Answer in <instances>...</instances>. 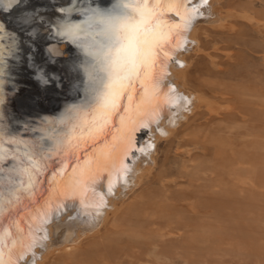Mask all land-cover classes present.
<instances>
[{
  "label": "bare ground",
  "instance_id": "bare-ground-1",
  "mask_svg": "<svg viewBox=\"0 0 264 264\" xmlns=\"http://www.w3.org/2000/svg\"><path fill=\"white\" fill-rule=\"evenodd\" d=\"M123 2L0 0V26H3L0 31V52L3 53L0 141L4 142L7 154L6 161L0 162V248L5 264H8V252L14 244L15 248H20L22 243L26 245L33 238L36 246L21 257L13 255L14 264H48L52 253L64 249L70 250L65 264H94L96 260L102 264H117L118 258L108 247L145 243L158 252L172 234L182 229L192 232L197 243L213 244L220 233L222 202L234 205H226V208L229 215L238 220L242 210L235 207L237 201L264 188V153L256 155L248 151L258 144L264 150V84L251 75L231 80L215 79L213 84L221 96L209 98L196 93L197 86L188 75L189 46L198 43L196 34L192 33L195 24L207 22L230 30L234 26L213 8L219 0H188L187 8L194 10L195 18L190 19L186 30L171 28V25L184 22L175 11H168L162 0L159 6L150 5L158 11L163 9V14L155 17L153 27L158 25L161 33H170L168 40L162 42L154 69L159 101L147 106L137 118V130L132 133L131 142L125 143L123 150L94 182L85 185L82 194L85 206H81L79 199H68L63 194L65 177L53 175L61 162L68 166L84 165L103 144L125 136L121 131V111L120 115L114 114L109 119L98 143L82 142L75 156L57 150L49 159H41L40 145L45 150L53 147L51 141L40 139L44 129H55L51 134L58 136L66 130L59 121L69 108H86L93 103L101 82L100 79L90 81L89 74L99 78L103 73L99 59L88 52L104 40L99 35L95 13L107 14ZM139 2L129 0V3ZM229 6L234 10L229 13L233 18L241 17L255 23L258 31L264 33V11L236 3H229ZM203 15L207 17L201 18ZM69 25L80 26L73 36L66 34ZM211 63L215 66L217 62L212 59ZM206 74L223 76L215 72ZM136 90L137 93L142 90L139 81ZM200 101L206 103L209 114L218 115L214 120L218 118L219 122L208 137L214 141L209 153L204 151L193 156L190 155L192 149L186 150L187 160L200 159L195 163L193 160V164L182 170L187 186L168 191L169 186L162 185L135 201L124 197L116 202L118 194L135 182L143 157H151L155 151L157 136L152 133L158 129L165 134L171 133L178 119ZM122 104L126 105L127 100H122ZM248 129L260 133L259 143L242 141L241 133ZM10 138L27 140L36 158L41 159V170L32 175L27 190L18 194L19 200L9 195L12 186L8 180L11 177L14 181L28 182V176H18L13 171L20 165L25 145H8L6 141ZM209 142L194 143L195 147L205 149ZM13 155L18 158L11 159ZM66 174H70V167ZM246 192L250 194L245 196ZM209 210L213 218L208 216ZM85 246L90 247V254ZM52 264L59 263L53 261Z\"/></svg>",
  "mask_w": 264,
  "mask_h": 264
},
{
  "label": "rangeland",
  "instance_id": "rangeland-1",
  "mask_svg": "<svg viewBox=\"0 0 264 264\" xmlns=\"http://www.w3.org/2000/svg\"><path fill=\"white\" fill-rule=\"evenodd\" d=\"M219 1V4L215 3L213 8L219 10V14L227 18L228 23L234 26L233 30L220 29L207 22L196 23L192 33L196 34L198 43L190 44L191 50L187 53L188 63L191 60L188 75L197 86L196 93L209 98L221 96L213 84L215 79L231 80L240 75H251L264 84V33L258 31L255 23H249L241 17L233 18L229 14L233 10L229 3L248 5L264 11V0ZM206 17L203 15L201 18ZM212 59L217 62L215 66L211 63ZM209 72L223 76L207 75L206 73ZM205 106L204 102H195L186 111L184 117L178 119V125L171 133L165 134L160 129L152 133L153 136H157L155 151L151 157H143L138 166L139 173L135 182L126 187L124 192L121 191L118 194L116 202L124 197L128 201L133 199L135 201L162 185L169 186L168 191L187 186L186 179L182 177V170L193 160L195 163L200 159L198 157L192 161L187 160L186 150L192 149L190 155L194 156L204 151L209 153V147L213 149L214 145V141L208 140V137L214 125L219 122L218 118L214 120V117L218 115L209 114ZM248 131H242V141L253 140L259 143L260 133L254 130ZM195 141L199 145L210 142L207 144L208 147L203 149L195 147ZM248 151L256 155L264 153L259 144ZM255 191L251 194L246 192L245 196L250 194L249 197L237 201L235 207L242 210L238 220L229 215L226 208V205H234L227 201L222 202L219 214L220 233L213 244L197 243L192 232L182 229L172 234L169 240L161 245L158 252H154L145 243L132 247L127 244L126 246H115L114 244L108 247L111 248L109 252L116 255L119 260L117 264H264V188ZM207 212L210 218L214 217L211 210ZM85 237L86 235H82V238ZM84 249L90 254L89 246H85ZM69 253L68 249L55 251L50 255L48 264H52L53 261L65 264ZM94 264H102V262L96 260Z\"/></svg>",
  "mask_w": 264,
  "mask_h": 264
},
{
  "label": "snow or ice",
  "instance_id": "snow-or-ice-1",
  "mask_svg": "<svg viewBox=\"0 0 264 264\" xmlns=\"http://www.w3.org/2000/svg\"><path fill=\"white\" fill-rule=\"evenodd\" d=\"M168 11H175L183 24L171 25V28H183L186 30L187 23L194 19V10L187 8L188 0H163ZM155 3L159 6L162 0H140L139 3H129V0L105 14L97 11L95 17L98 20L97 27L99 35L104 37L95 50L88 52L90 56L100 61V72L102 77L90 73L89 79L96 82L100 79L101 86L95 91L93 103L88 107L73 106L68 109L67 114L62 117L59 124L66 129L58 136L44 129L40 139L51 141L52 149L45 150L40 145L41 159L47 160L53 151H61L65 154L75 156L81 143L92 140L99 142V137L109 119L115 114L120 115L121 131L125 134L119 141L105 143L92 154V159L86 164L75 163L70 166L61 162L53 173L54 176H64L63 194L68 199H79L81 206H85L83 192L89 181H95V177L105 171L108 165L123 150L126 142H131L132 133L136 131L137 118L142 115L147 106L154 105L159 101L160 93L155 83L156 75L154 69L162 50V42L168 40L170 33H161L159 26L153 27L155 17L163 14V9L150 6ZM10 6V5H9ZM198 15V10H195ZM79 25L66 26V34L73 36ZM89 27H92L90 24ZM3 31V26H0ZM3 61V53L0 52V62ZM141 83V91L137 93L136 84ZM126 99L127 104H122ZM8 145H25L23 158L20 165L14 169L18 176H28V182L24 180L14 181L9 177L8 183L12 186L9 195L19 200V193L26 191L31 185L32 175L41 170V159L36 158L32 146L27 140L10 138L6 141ZM11 150V149H9ZM15 155L11 159H17ZM7 154L4 151V142L0 141V162H5ZM70 167V174H66ZM2 171V169H0ZM110 190V189H109ZM13 200H9L12 203ZM2 211V209H0ZM47 215V212L44 213ZM46 239L47 237H43ZM36 246L33 238L29 243L21 244L20 248L9 249L8 264H14L12 256L21 257L25 251H31ZM34 256L35 254L32 253ZM3 250L0 248V264H5Z\"/></svg>",
  "mask_w": 264,
  "mask_h": 264
}]
</instances>
